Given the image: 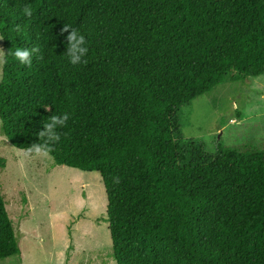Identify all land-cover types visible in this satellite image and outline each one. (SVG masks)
<instances>
[{"label":"trees","instance_id":"trees-1","mask_svg":"<svg viewBox=\"0 0 264 264\" xmlns=\"http://www.w3.org/2000/svg\"><path fill=\"white\" fill-rule=\"evenodd\" d=\"M64 24L85 63H69ZM0 35L34 50L2 65L4 136L26 150L69 114L50 156L100 174L116 264H264V149L207 153L180 126L228 76L264 74V0H0ZM20 253L0 186V259Z\"/></svg>","mask_w":264,"mask_h":264},{"label":"rangeland","instance_id":"rangeland-1","mask_svg":"<svg viewBox=\"0 0 264 264\" xmlns=\"http://www.w3.org/2000/svg\"><path fill=\"white\" fill-rule=\"evenodd\" d=\"M180 126L207 153L220 144L264 149V74L228 76L181 109ZM24 151L10 144L0 122L1 195L21 249L0 264H116L100 174Z\"/></svg>","mask_w":264,"mask_h":264},{"label":"clouds","instance_id":"clouds-1","mask_svg":"<svg viewBox=\"0 0 264 264\" xmlns=\"http://www.w3.org/2000/svg\"><path fill=\"white\" fill-rule=\"evenodd\" d=\"M23 13L26 16H31L32 12L29 7L23 8ZM71 28L72 31L69 33L67 40L68 46L66 50V56L68 61L72 65H80L85 63V57L88 55L89 48L87 46L86 36L81 33V31L69 24H64L61 32L68 31ZM4 36L0 35V39ZM34 50L25 49L19 46L10 48L7 52L0 50V64H6L8 62V57L11 56L20 65L32 64V55ZM69 119V114L67 112L62 114H54L49 117L47 122L43 125L44 127L39 131L38 136L41 142L32 143L25 151V156H43L47 157L53 151V146L59 143L61 136L58 129L64 127Z\"/></svg>","mask_w":264,"mask_h":264}]
</instances>
